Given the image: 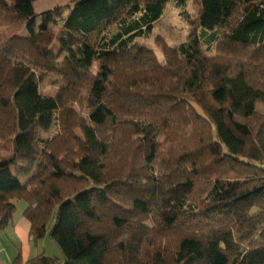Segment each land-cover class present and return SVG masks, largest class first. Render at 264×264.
Returning a JSON list of instances; mask_svg holds the SVG:
<instances>
[{"label": "trees", "instance_id": "trees-1", "mask_svg": "<svg viewBox=\"0 0 264 264\" xmlns=\"http://www.w3.org/2000/svg\"><path fill=\"white\" fill-rule=\"evenodd\" d=\"M36 1L0 0V229L24 200L64 256L28 264H264V0H197L164 60L169 0Z\"/></svg>", "mask_w": 264, "mask_h": 264}, {"label": "rangeland", "instance_id": "rangeland-1", "mask_svg": "<svg viewBox=\"0 0 264 264\" xmlns=\"http://www.w3.org/2000/svg\"><path fill=\"white\" fill-rule=\"evenodd\" d=\"M72 0H38L35 2V9L38 14L58 7H66ZM198 13V2L197 0H185L184 4L179 2V0H169L165 7V13L163 17L155 23L153 31L147 37L138 38L137 41L151 49H154L161 60H164V55L162 52V47L160 44L166 42L170 46H178L183 41L186 40L188 34L190 33L189 18H195ZM41 20V18H39ZM56 34H59L60 27H55ZM160 41V42H159ZM213 50L209 54H213ZM93 71L97 72L99 68V63L93 65ZM61 84L60 77L57 74L48 73L45 75L44 79L41 81V91L44 94L55 96L59 90ZM87 99H81L74 105V108L81 117L82 122L88 123V110L86 109ZM260 110L264 109L263 105L258 106ZM56 131L55 127H52L49 131H39L42 138H51ZM79 131V130H78ZM103 135L107 136L108 132H104ZM102 135V136H103ZM260 141L264 144V128L260 136ZM36 167V161L32 158H20L18 161V166L13 167V172L18 176L23 182L32 174ZM54 249L58 251L59 256L64 260L62 251L57 246L56 242L49 240ZM50 248V245H48ZM54 252V251H52Z\"/></svg>", "mask_w": 264, "mask_h": 264}, {"label": "crops", "instance_id": "crops-1", "mask_svg": "<svg viewBox=\"0 0 264 264\" xmlns=\"http://www.w3.org/2000/svg\"><path fill=\"white\" fill-rule=\"evenodd\" d=\"M15 203L13 219L0 229V264H14L17 261V264H28L41 254L60 257L47 234L38 240L31 237L30 221L24 214L27 203L24 200Z\"/></svg>", "mask_w": 264, "mask_h": 264}]
</instances>
